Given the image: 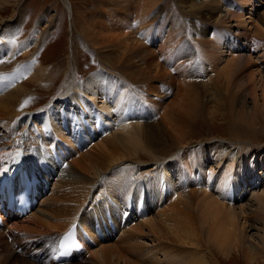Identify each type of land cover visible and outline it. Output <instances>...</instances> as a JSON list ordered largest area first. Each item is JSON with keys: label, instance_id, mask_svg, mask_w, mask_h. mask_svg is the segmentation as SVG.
<instances>
[{"label": "bare ground", "instance_id": "bare-ground-1", "mask_svg": "<svg viewBox=\"0 0 264 264\" xmlns=\"http://www.w3.org/2000/svg\"><path fill=\"white\" fill-rule=\"evenodd\" d=\"M154 2L117 0L115 10L86 22L81 37L101 70L83 84L69 68L55 100L30 113V86L49 89L56 77L32 53L43 36L40 43L19 39L22 6L0 0V179L25 160L40 182L32 212L0 223L3 264H264V150L251 153L240 140L193 147L196 119L208 104L209 115L228 119L229 132L264 129V70L252 64L264 60V0L205 9L193 41L213 52V68L184 54L174 72L184 32L171 38L164 25L157 33ZM9 8L14 15L6 21ZM194 8L187 0L182 13L191 19ZM110 11L119 13L117 22ZM240 39L263 45L245 56L249 43ZM54 154L68 166L61 174L45 169ZM70 235L80 243L75 254L61 248Z\"/></svg>", "mask_w": 264, "mask_h": 264}, {"label": "rangeland", "instance_id": "rangeland-1", "mask_svg": "<svg viewBox=\"0 0 264 264\" xmlns=\"http://www.w3.org/2000/svg\"><path fill=\"white\" fill-rule=\"evenodd\" d=\"M69 1L71 7L67 8L64 2H62V0H17L18 4L22 6L23 11L25 12L23 22L24 27H22L23 30L19 38L20 41L27 39L30 44L35 43L36 41L40 43V35L43 36V40L41 42V47L39 48V50L37 49V46L32 45V53L38 52V60L40 61V63H42L44 66L52 68V71L55 74L54 76L56 77V80L51 86V88L49 87V89L51 90L46 87L39 88L37 85L34 84L30 86L31 95L26 98L29 99V104H32L30 113H34L35 111L47 106L53 100H55V97L57 96L61 86L63 85L64 80H66V74L69 68L76 72L78 70L79 73L77 76V82H81L83 84L86 80L90 78V76H92V72H98L102 68V63L100 59L96 58L93 55V50L91 49L89 43H87L88 41H90L89 38H83L81 36H83L85 33L84 25H86V22L90 24L94 19L95 15H98L106 7L108 10H115L117 8V0ZM135 1L136 0H133V2ZM154 1V3L156 4L154 5L155 8L154 12L152 13L153 18L151 19L154 24L153 26L156 29L159 28L158 31L155 29L154 31H157V33H161L165 31V29H167V33L170 34L171 38H179L180 35H182V32H184V39L186 41L184 51H177L176 54H174L172 64L169 67V71H175L176 66L181 63L180 61H182V59H179V57L181 56V58L184 59V54H187V59H190L192 61L198 60L199 57L203 60L206 65L213 68L214 54L211 50H202L194 43L193 40L195 38V30L197 28L203 27V25L200 23L203 17H200V15L206 16V13H208V11H205L204 13L205 9H210L209 7L212 8V6H216V4L217 6H220L219 8L222 9L224 8V5L226 6L228 4L229 0H192L194 3H196V8H194L195 13H192L194 14V16H191V19L187 18V16L182 13L184 4L187 2V0ZM231 1L232 0H230V2ZM252 1L257 2V0ZM9 9L10 12L4 17L6 21L10 20L14 15L12 12V8ZM156 11L159 13L155 15ZM235 12L237 13V15H239V10L237 8L235 9ZM248 12L250 11L246 10L242 12V14H246ZM109 13L112 15V20L114 22H117L119 13L115 11H110ZM186 19H188L189 24ZM204 19L205 18H203V20ZM164 25H167L165 29ZM185 29L190 35L189 37L185 35ZM235 31L236 30H234V32ZM155 37H157V39L159 38L156 35ZM240 41L246 43L250 42L249 40L245 39H240ZM156 44L157 45H155V49L159 50L158 46L161 44L160 40H157ZM255 44L261 46V44L263 45V42L249 43L248 46H244L243 50L245 51V56H249V51H251L253 47H260L255 46ZM97 54L99 57L103 58L102 54L99 51H97ZM254 54L255 55H253V57L260 56V54L257 52H255ZM252 64L255 66L256 69L260 68V70H264V60L254 61L252 62ZM250 66L252 67V65ZM250 66L246 67L247 69H245L244 71L245 74H248V72L250 71ZM8 68H11V64H8ZM203 70L201 71L200 65L195 67V72H200V76ZM72 83L73 81L71 80L70 84L72 85ZM199 84H201L200 81L197 85ZM203 92L204 91L202 90L199 94L203 95L201 96V98H205V94H203ZM207 106L211 107V104H208ZM208 107L206 112L201 114V116L196 119V124L194 126L195 139L193 140V147L195 149H200L199 147L197 148V145L199 143L200 145H203L205 142L217 140H224L228 142L232 140H240L241 142L237 141V143L242 144L243 147H249V152L251 153H255V151L257 150H264V129L262 131L255 132L251 129H248V131H246L241 128H235L234 132L230 131V133L229 125L227 123L229 122L228 119H226V117H223L218 112H215V115L213 116L209 115L212 113V111ZM43 150L44 149H41L40 152H43ZM52 158L54 159H52V162H49L48 164H50V166H52V168H54L59 174H61L64 169L68 168L66 163L64 164V166H60L58 162V156L56 154H54ZM228 163H230V161H228ZM212 164L213 160H211L210 164L208 165ZM208 165H206L204 168H206ZM200 166L202 167V165H199L198 168ZM226 166L227 163L222 164L223 168ZM259 170H264V163ZM254 177L255 176L251 174H246L245 180L248 182V184L252 185L254 184ZM198 186L199 184L195 180L191 185V189L196 190ZM250 193L251 188L249 189L247 194L245 193V195H249ZM1 232H3L7 236L10 234V229L8 226H5L1 229ZM18 235L19 233H17V236ZM36 239H41V236L36 237ZM8 241L12 242V237L8 238ZM234 257L235 255L232 256V258ZM0 264H3V258H0ZM232 264L244 263L243 261L241 262L239 258V261H235Z\"/></svg>", "mask_w": 264, "mask_h": 264}]
</instances>
